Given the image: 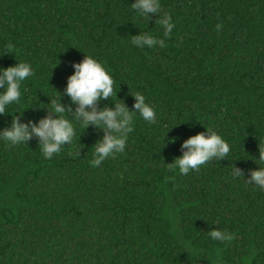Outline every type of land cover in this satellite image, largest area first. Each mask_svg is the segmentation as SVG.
<instances>
[{
    "label": "trees",
    "instance_id": "obj_1",
    "mask_svg": "<svg viewBox=\"0 0 264 264\" xmlns=\"http://www.w3.org/2000/svg\"><path fill=\"white\" fill-rule=\"evenodd\" d=\"M132 2L0 0V66L34 70L9 106L23 121L53 115L38 105L58 100L86 54L113 76L117 99L133 109L139 91L157 114L154 124L136 114L125 151L99 166L104 130L91 124L74 122L73 142L51 159L35 136L0 139V264H264V190L232 175L258 167L248 157L264 143V0H161L169 36ZM146 30L165 45L134 46ZM11 121L0 115V130ZM206 127L231 145L228 156L187 175L169 169ZM164 136L177 139L164 146ZM213 227L233 240H212Z\"/></svg>",
    "mask_w": 264,
    "mask_h": 264
},
{
    "label": "clouds",
    "instance_id": "obj_2",
    "mask_svg": "<svg viewBox=\"0 0 264 264\" xmlns=\"http://www.w3.org/2000/svg\"><path fill=\"white\" fill-rule=\"evenodd\" d=\"M131 8L138 18L146 21L147 25L152 19V14H157L155 24L163 28L165 36L171 35L174 23L170 15L162 12L161 0H133ZM131 43L138 47L165 45L164 39L155 37L149 30L131 35ZM72 66L74 72L68 77L64 91L55 89L59 94L58 100L51 99V102L45 106H41V103L38 105L40 108L47 107L53 115H45L38 121L26 122L22 120L23 111L17 110L13 113L9 110V106L19 103L22 95L21 85L34 75L33 67L30 63L19 60L15 65L0 66V89H2L0 90V115L8 113L12 116L11 126L0 130V139L11 145H21L28 144L35 136L38 138V145L42 149L43 156L51 159L54 154L60 153L65 145L73 142L76 136L75 123L81 124L84 130L91 124L104 130L103 138L98 139L94 144L95 158L92 164L99 166L106 158L125 151L128 134L134 130L136 114L149 124H154L157 118L156 110L139 91L133 93L135 97L133 109H129L123 100L117 99L118 91L115 90L113 76L94 56L86 54L83 60L73 62ZM63 95L70 97L71 102L77 106L75 110L61 103L60 97ZM108 98H112L114 106L105 105L98 109L97 102ZM66 112L72 114L71 119L66 117ZM165 136L164 146L168 142L175 143L177 139L168 137L166 141ZM181 148L182 155L174 158L172 163L166 164L169 169L173 171L178 169L184 175L191 171H199L201 166L213 159L226 158L231 151V145L210 127L183 140ZM258 150V156L250 154L248 157L254 160L258 167L251 170L249 175H245L239 167L234 165L232 175L245 178L246 184L264 190V143L260 139ZM207 234L212 240L220 242L231 241L234 238L233 233L215 227L210 228Z\"/></svg>",
    "mask_w": 264,
    "mask_h": 264
}]
</instances>
